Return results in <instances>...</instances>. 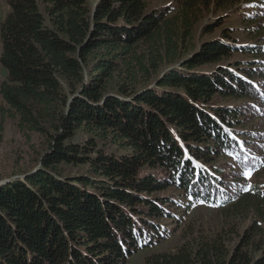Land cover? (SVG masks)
Listing matches in <instances>:
<instances>
[{"label": "trees", "instance_id": "trees-1", "mask_svg": "<svg viewBox=\"0 0 264 264\" xmlns=\"http://www.w3.org/2000/svg\"><path fill=\"white\" fill-rule=\"evenodd\" d=\"M5 1L0 133L13 120L43 148L36 171L0 185V264H126L140 249L152 250L141 264H264V191L230 190L211 166L241 157L233 131L241 137L249 109L229 102L252 98L237 74L264 80V49L194 43L202 14L254 1L174 0L170 13L146 0ZM259 1L242 16L255 42ZM232 33L221 37L236 43ZM234 52L257 62L226 66ZM181 204L178 222L205 204L213 225L190 219L179 245L160 251L163 221Z\"/></svg>", "mask_w": 264, "mask_h": 264}, {"label": "rangeland", "instance_id": "rangeland-1", "mask_svg": "<svg viewBox=\"0 0 264 264\" xmlns=\"http://www.w3.org/2000/svg\"><path fill=\"white\" fill-rule=\"evenodd\" d=\"M96 0H87L90 6H93ZM148 4V8L151 11L158 10H166L167 13L174 12L176 7V2L174 0H146ZM254 2L242 1L237 7L232 8L226 12H218L209 10L202 14L198 28L197 34L194 37V43L197 48L198 45L209 43L215 41L217 39H223L224 42L230 44V46H234L237 49L240 48H248L255 47L253 44L257 43L262 46L264 49V40H259V42H255V39H252L247 35V27L248 23H245L242 19L243 14L248 17L250 14L255 15L253 11L259 10L260 7L256 4L260 3L259 0H252ZM256 3V4H255ZM254 4V5H253ZM175 5V6H174ZM167 7H169L167 9ZM261 10V9H260ZM9 11V7L5 0H0V23L6 16ZM252 12V13H251ZM250 13V14H249ZM249 14V15H248ZM264 16V12L262 13ZM256 17V16H254ZM224 18V21H223ZM223 21V22H221ZM264 21L263 19H259V22ZM222 23L219 27L215 28V25L218 23ZM263 27V26H262ZM215 28V29H214ZM213 31H208L212 30ZM225 29H229L233 33V38L236 43H233L230 38H223L222 32ZM256 30V29H255ZM208 31V32H207ZM257 40V39H256ZM0 53H1V42H0ZM259 57V56H258ZM258 58L253 57L252 59L244 56L243 54L234 52L230 57H228L223 62L226 66H231L234 63H239L242 67L247 64L248 61L257 62ZM202 71L216 72V68L205 67L202 68ZM262 73L264 76V69H262ZM258 76V75H256ZM7 77L6 69L0 63V82L5 80ZM1 102V100H0ZM227 102V101H225ZM245 99H231L229 104L234 105V107L240 110L253 109L256 114L248 115L244 114L241 118V124L239 129L243 130H264V115L258 114L255 108L249 106L245 103ZM224 105L226 103L222 102ZM221 103V104H222ZM264 113V110L261 111ZM262 121V125H259ZM253 122V127L251 125ZM264 133V132H263ZM248 139V137H247ZM42 138L35 133L30 134L29 139L22 136L14 123L13 120H7L4 125V130L0 133V185L5 182H9L12 179L20 178L23 179L25 174L33 173L37 170L36 167V158L42 151ZM260 162H251L247 161L244 164L240 162V156H235L230 152L225 153L224 155H220L214 161L211 166H214L216 169L221 172L227 174L228 179L232 183V189L246 188L249 185L256 184L259 186L261 191H264V158L259 156ZM244 160H247L244 158ZM257 161V160H254ZM255 166L251 168V165ZM209 166V165H208ZM245 166H248L247 168ZM78 171H83L82 169L74 168L72 170V174H78ZM172 189H168L165 191L166 194H171ZM158 196L160 194H157ZM174 199L176 197H173ZM184 202H188L186 199H183ZM185 204V203H184ZM185 209V205L181 204V206L174 207L171 209V214L175 215V218L165 219V228L167 229L166 237L170 238L165 242L158 245V249L160 251L172 250L180 243V236L183 234V227L185 222L193 218L198 219L199 217L204 219L205 225H213L214 216L213 210L209 209L205 204H194L189 212L185 215V219L187 221L178 222V218L176 215L182 213ZM206 219V220H205ZM210 220V221H207ZM178 222V224L176 223ZM210 223V224H209ZM248 225V221L242 222L240 224V229L246 227ZM152 250L140 249L139 253L135 254L132 258H129L126 264H141L144 256L151 252Z\"/></svg>", "mask_w": 264, "mask_h": 264}, {"label": "clouds", "instance_id": "clouds-1", "mask_svg": "<svg viewBox=\"0 0 264 264\" xmlns=\"http://www.w3.org/2000/svg\"><path fill=\"white\" fill-rule=\"evenodd\" d=\"M259 77H260V76H254L253 78H251V77H246V76L243 77V79H245V81L249 84L248 93L251 94V96H252V98H246V99H245V100H246L245 103H246L247 105H249V106H251V103H254V104H256V105H259V103H258V96H257V94L254 92V90L252 89V85L250 84L251 81L259 82V81H257V79H258ZM254 95H255L256 97H254ZM248 112H249V113H247L248 115H253V114H255V113L252 111V109H249ZM258 124H259V125H262L261 122L258 123ZM251 125H252V124H251ZM252 126H253V125H252Z\"/></svg>", "mask_w": 264, "mask_h": 264}, {"label": "water", "instance_id": "water-1", "mask_svg": "<svg viewBox=\"0 0 264 264\" xmlns=\"http://www.w3.org/2000/svg\"><path fill=\"white\" fill-rule=\"evenodd\" d=\"M5 183H6V182H5ZM5 183H2V185L5 184Z\"/></svg>", "mask_w": 264, "mask_h": 264}]
</instances>
